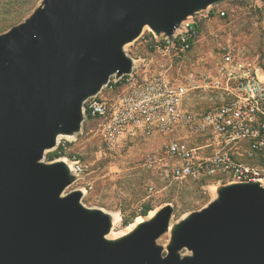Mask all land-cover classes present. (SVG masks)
Masks as SVG:
<instances>
[{
	"label": "water",
	"instance_id": "95a60500",
	"mask_svg": "<svg viewBox=\"0 0 264 264\" xmlns=\"http://www.w3.org/2000/svg\"><path fill=\"white\" fill-rule=\"evenodd\" d=\"M220 1L42 0L0 34V264H264L259 182L216 185L174 223L166 204L109 237L112 214L67 192L78 180L70 164L44 160L60 136L82 131L84 102L132 72L126 46L146 27L172 36Z\"/></svg>",
	"mask_w": 264,
	"mask_h": 264
},
{
	"label": "built area",
	"instance_id": "2783aa9c",
	"mask_svg": "<svg viewBox=\"0 0 264 264\" xmlns=\"http://www.w3.org/2000/svg\"><path fill=\"white\" fill-rule=\"evenodd\" d=\"M222 0L184 21L172 36L151 29L132 43V72L113 75L83 105L112 153L131 143L161 141L148 153V192L189 182H259L264 186V66L227 40L204 63L193 54L204 28L228 11ZM251 5L264 0H247ZM63 157V156H62ZM78 180L85 168L66 157ZM77 180V181H78ZM166 204L176 209L177 196Z\"/></svg>",
	"mask_w": 264,
	"mask_h": 264
},
{
	"label": "rangeland",
	"instance_id": "374dc122",
	"mask_svg": "<svg viewBox=\"0 0 264 264\" xmlns=\"http://www.w3.org/2000/svg\"><path fill=\"white\" fill-rule=\"evenodd\" d=\"M41 1L0 0V34L24 21ZM252 4L247 0H228L223 3L228 16L209 22L194 47L193 54L199 56L204 63H210L216 56L219 44L230 40L239 47L243 55L264 66V4ZM148 30L146 27L144 32ZM132 43L126 49L131 48ZM161 144L158 140L131 143L123 151L112 153L105 147L96 124L91 120H85L80 133L59 140L57 146H63L67 154L63 157H76L85 168L81 180L71 185L67 192L82 189L85 191L83 202L87 206L120 214L121 219L113 227L109 237L121 236L131 231L132 227L129 226L138 217L146 220L149 214L144 217L139 213L148 204L153 210H159L172 196H177L181 205L175 209L172 220L174 223L187 213L202 209L216 197V186L212 187L210 181L189 182L174 189H163L157 184L158 192L149 194L150 176L143 167V160ZM56 148L47 151L45 161H53L50 156ZM168 241V234L159 239V243L164 245Z\"/></svg>",
	"mask_w": 264,
	"mask_h": 264
},
{
	"label": "bare ground",
	"instance_id": "6f19581e",
	"mask_svg": "<svg viewBox=\"0 0 264 264\" xmlns=\"http://www.w3.org/2000/svg\"><path fill=\"white\" fill-rule=\"evenodd\" d=\"M148 28V27H147ZM63 137H66V138H71L72 136H60L59 137V140L61 139V138H63ZM60 160H64V161H66L68 164H70V162L68 161V159L66 158V157H63V158H60ZM71 166V165H70ZM216 186V185H215ZM85 192V191H84ZM157 212V210H153V211H150V213H149V216H148V218H151V217H153L154 215H155V213ZM110 214H112V216H113V222H114V226L120 221V219H121V216H120V214L119 213H110ZM147 218V219H148ZM145 219H143L142 217H138L137 219H136V221H135V223L134 224H131V226H129V227H132V229L131 230H133L139 223H141V222H143ZM114 229V228H113ZM114 234V233H113ZM116 234V233H115Z\"/></svg>",
	"mask_w": 264,
	"mask_h": 264
},
{
	"label": "trees",
	"instance_id": "16d2710c",
	"mask_svg": "<svg viewBox=\"0 0 264 264\" xmlns=\"http://www.w3.org/2000/svg\"><path fill=\"white\" fill-rule=\"evenodd\" d=\"M65 155H67L65 148L63 146L59 145V146H57L56 151L51 154L50 160H54L55 158L62 157ZM69 157H72V156H69ZM152 210H153V208L148 204L143 208V210L139 214L145 217ZM125 223H126V225H128L127 222H125Z\"/></svg>",
	"mask_w": 264,
	"mask_h": 264
}]
</instances>
